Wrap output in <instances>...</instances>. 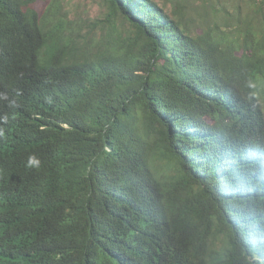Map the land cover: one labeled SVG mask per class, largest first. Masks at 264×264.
Wrapping results in <instances>:
<instances>
[{
	"label": "trees",
	"instance_id": "trees-1",
	"mask_svg": "<svg viewBox=\"0 0 264 264\" xmlns=\"http://www.w3.org/2000/svg\"><path fill=\"white\" fill-rule=\"evenodd\" d=\"M38 1L0 0V264H264V0H95L92 34Z\"/></svg>",
	"mask_w": 264,
	"mask_h": 264
},
{
	"label": "rangeland",
	"instance_id": "rangeland-1",
	"mask_svg": "<svg viewBox=\"0 0 264 264\" xmlns=\"http://www.w3.org/2000/svg\"><path fill=\"white\" fill-rule=\"evenodd\" d=\"M47 4L48 0H41L36 2L33 8L41 15ZM64 12L74 25L77 23L78 26L75 25V27L83 34H92L95 31L92 21L102 14L95 0H64ZM191 14L196 17V14L192 12ZM151 167L157 180L163 182L167 179V165L162 157L155 156Z\"/></svg>",
	"mask_w": 264,
	"mask_h": 264
},
{
	"label": "clouds",
	"instance_id": "clouds-1",
	"mask_svg": "<svg viewBox=\"0 0 264 264\" xmlns=\"http://www.w3.org/2000/svg\"><path fill=\"white\" fill-rule=\"evenodd\" d=\"M3 122H6L7 117L0 118ZM0 135H3L2 130H0ZM28 169H39L41 166V160L35 154L29 155L25 165Z\"/></svg>",
	"mask_w": 264,
	"mask_h": 264
}]
</instances>
